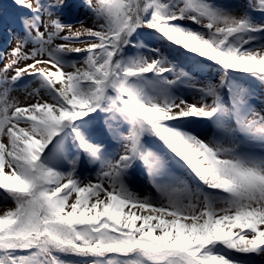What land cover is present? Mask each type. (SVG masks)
<instances>
[{
	"label": "snow or ice",
	"instance_id": "6c2138e0",
	"mask_svg": "<svg viewBox=\"0 0 264 264\" xmlns=\"http://www.w3.org/2000/svg\"><path fill=\"white\" fill-rule=\"evenodd\" d=\"M12 3L23 36L0 53V205H12L0 209V264H252L232 253L264 255V156L244 150L264 149V112L229 76L264 85V22L252 15L264 14V0L240 15L210 0H82L92 27L79 20L80 29L60 18L66 0ZM174 45L221 66L219 84L195 80ZM21 87L23 103L11 95ZM193 122L212 136L175 126ZM172 158L192 182L171 172ZM81 166L94 179L85 183ZM137 170L155 195L133 190Z\"/></svg>",
	"mask_w": 264,
	"mask_h": 264
},
{
	"label": "rangeland",
	"instance_id": "374dc122",
	"mask_svg": "<svg viewBox=\"0 0 264 264\" xmlns=\"http://www.w3.org/2000/svg\"><path fill=\"white\" fill-rule=\"evenodd\" d=\"M93 2H95V0H93ZM210 2L226 6L228 9L233 11V14L240 15L241 11L247 5L248 0H210ZM253 3H256L258 5V0H253ZM66 4L68 5V7H66L60 14V18L64 23H71L74 29H80L82 26L78 23V21L83 20V27H92V20L89 16L86 15L85 9L80 6L82 4V0H66ZM14 7L8 2V0H0V53L5 54V56L13 47L16 46L18 39L23 36L22 25L18 19L22 15V11L16 6ZM252 15L257 22H264V18H262L260 11H254ZM187 26L198 28V26L192 25L190 23H187ZM59 42L60 41H57V43ZM75 46L82 45L77 44ZM186 60H188V58ZM208 67L202 65V63H197L195 69L187 67L186 71L189 72V74L195 80H198L201 83L211 80L212 83L218 85L222 73L212 71L213 69H210ZM236 80L242 82L245 86L252 90L254 95L252 97L251 103L255 110L258 112H264V85L260 84L259 81L254 80L250 76L237 77ZM30 87L34 88L36 87V84L31 83ZM181 91L185 99L189 103L194 102V99H198V97H194L187 89H182ZM220 91L225 99V102L227 103L228 93L225 94V90L223 89H220ZM11 95L21 103L25 101L26 93L24 92L23 87H21L20 90L14 91ZM206 102L211 103V99L209 98ZM176 126L183 127L186 130L195 131L201 139H208L213 134L211 126L203 122L178 124ZM105 143L108 146L109 151L119 150L118 145H116L115 142H113L110 138H105ZM151 146L153 148H156L159 146V142L152 141ZM244 150L250 152L255 156H264V149H262L259 144H247L244 146ZM171 172L174 175L181 176L187 179L189 182H192L191 175L183 165V162L179 161L178 158H172ZM79 174L83 178L85 183H87V179L89 176L93 177V179L95 177V172L91 171L90 169H85L83 166H81ZM131 186L133 187V190L137 191L142 196L149 194L150 192L152 195H155L154 190H151L149 188L144 173L140 170H137L134 178H132ZM201 187H204L206 191H215L207 189L206 186L203 185H201ZM73 195L75 197V194ZM10 206H12L11 202H9L7 205H0V209ZM250 256L251 258H253L252 255ZM260 257L264 258V255H260Z\"/></svg>",
	"mask_w": 264,
	"mask_h": 264
},
{
	"label": "trees",
	"instance_id": "16d2710c",
	"mask_svg": "<svg viewBox=\"0 0 264 264\" xmlns=\"http://www.w3.org/2000/svg\"><path fill=\"white\" fill-rule=\"evenodd\" d=\"M10 2V1H9ZM12 2V0H11ZM12 6L14 7L15 5L13 3H11ZM15 8V7H14ZM257 12V11H255ZM260 14L262 15V18H264V14H262L260 12ZM140 38L147 41L150 44L156 45L158 43V38L157 35L154 34L152 32V30L149 29H142L140 30ZM169 52L172 53V56H178L181 64L183 65L184 70H187V67H191L192 69H195L197 66V63H202V65L204 66H209L208 68H212V71H216V72H220L223 74V70L221 68V66L215 64L212 61H208L205 58L199 57L198 54L195 53H190L187 52L186 50H184L182 47L180 46H173L171 49H168ZM188 58V60H186ZM229 76L231 78H237V77H242V76H249L247 74H243V73H238V72H229ZM224 90V89H223ZM225 94H227V91L225 90ZM176 126V125H175ZM149 141L152 143V138H148ZM158 142V141H155ZM233 256H235L237 259H248L250 261H252V264H258V263H264V258H261L260 255L256 256V255H252L253 258H251L250 255L246 256L245 254H240V253H232ZM65 259H74L71 257H64Z\"/></svg>",
	"mask_w": 264,
	"mask_h": 264
},
{
	"label": "bare ground",
	"instance_id": "6f19581e",
	"mask_svg": "<svg viewBox=\"0 0 264 264\" xmlns=\"http://www.w3.org/2000/svg\"><path fill=\"white\" fill-rule=\"evenodd\" d=\"M74 199V195L72 197H70V201Z\"/></svg>",
	"mask_w": 264,
	"mask_h": 264
}]
</instances>
